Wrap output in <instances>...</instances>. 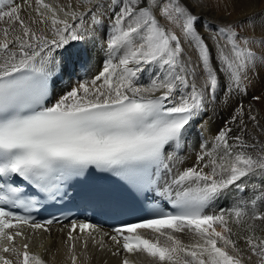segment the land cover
Segmentation results:
<instances>
[{
	"label": "snow or ice",
	"instance_id": "snow-or-ice-1",
	"mask_svg": "<svg viewBox=\"0 0 264 264\" xmlns=\"http://www.w3.org/2000/svg\"><path fill=\"white\" fill-rule=\"evenodd\" d=\"M105 8L119 10L102 70L55 98L50 85L74 72L73 50L97 43L103 26L97 15ZM255 19L250 18L252 32ZM198 22L181 0H0V264H46L28 243L16 247L15 238L24 236L22 225L48 231L45 225L53 223H36L16 211L38 200L14 177L55 200L90 168L111 173L137 196L155 193L173 209L156 207L152 218L115 228L109 237L117 246L113 255L122 249L144 253L152 264H245L230 219L239 225L247 217L253 222L247 229L254 232V222L264 221V212L256 211V200L264 202V185L251 201V215L243 206L208 209L232 188L243 191L249 178L264 180V139L255 134L261 129L264 137V124L238 105L211 147L200 145L192 166L174 171L183 161L169 150L179 148L217 89L240 93L249 73L264 67V19L258 36L239 34L231 25L215 32L209 27L211 45ZM182 41L196 52L195 62ZM145 72L149 82L142 85ZM77 229L86 234L84 249L90 240L106 247L93 236L99 231L95 225L73 220L67 234L72 264ZM244 239L251 253L247 261L255 256V264H264V238ZM121 264L132 262L125 255Z\"/></svg>",
	"mask_w": 264,
	"mask_h": 264
},
{
	"label": "bare ground",
	"instance_id": "bare-ground-1",
	"mask_svg": "<svg viewBox=\"0 0 264 264\" xmlns=\"http://www.w3.org/2000/svg\"><path fill=\"white\" fill-rule=\"evenodd\" d=\"M17 2H20V0H17ZM108 2L109 0H103L105 4ZM181 2L188 5L191 12L198 16L199 22L197 24V29L202 35H205L206 42L210 45L212 42L208 41L206 37L209 27L215 32L218 27L231 25L239 34L245 36H258L260 34L261 20L264 19V0H181ZM196 3H200L205 7L199 11L195 8ZM118 10L119 9H102L97 15V19L103 21V26L100 28L99 33L98 31L96 33L97 43L94 46L88 45L85 49L73 50V52L76 51L77 59L84 64L85 76L83 77L77 66L74 65L75 68L73 73L75 76L79 77V82L90 80L95 74L102 70L105 63L103 58L106 55V60L108 59V52L105 49L106 42L103 43L100 37L103 35V38H106V36L111 34L110 25L113 21H110V18L113 17V13ZM253 16L256 18L255 24L257 27L255 32H252V21L250 20ZM157 18L161 19L158 13ZM87 20L90 25V14ZM161 23L166 24L162 19ZM175 31L180 35L178 29H175ZM182 44L185 47L187 55L191 56L193 62H195L197 58L196 52L188 48L183 41ZM255 48L259 50V46H255ZM213 64L215 65V60ZM149 76L150 73L145 72L140 79V83L142 85H147ZM221 81L222 83L224 82L223 76H221ZM60 82L61 87H63L62 92L76 85L74 78L68 73L62 75ZM196 83L199 86L202 83V78H198ZM240 87L242 89L240 93H237L234 89L230 91L228 88L224 87L217 89V98L208 103L204 112L194 120L193 127L191 128L190 126L186 132L185 137H188V139L185 141V137L183 138V153L179 156L183 164L177 165L175 171L183 170V168L192 166L195 163V157L200 151V147H196V144L194 145L192 140L200 138L197 136L198 131L200 130L203 134V138L201 139L205 141L204 144H208V146L211 147L213 137L220 129L225 127L226 122L230 121L238 105H243L246 113L250 109L251 114L257 116L260 124H264V67L254 69L250 72L249 79L243 81ZM254 97H259L260 99L255 100L253 99ZM245 120L247 121V115L245 116ZM248 123L251 127L252 122L248 121ZM232 126L234 127V125ZM260 131L261 129L256 130L255 134L257 135V139H264V137L259 136ZM201 144L202 141H200V145ZM262 185H264V180L260 177H253L249 178L243 193L239 194V190L232 188V190L227 192L224 196L226 208H223L224 205L220 206L221 208L218 212L221 210L227 211L235 206H243L246 211L249 212V215H251V209L253 208L251 201L259 196V190ZM253 186H256L255 190ZM241 202L246 204L241 205ZM256 211L264 212V202H261L259 199L256 200ZM250 223L253 222L247 217H245L239 225L232 222L230 219V227L234 233L233 239L236 240L237 247L241 249L242 255L245 257V264H255L256 260L255 256H253L252 261H247L246 259L251 253L246 247V241L244 239V237L250 234L245 225ZM254 225V231L258 232V236H254L264 238V221L257 220L254 222ZM66 230L67 227L65 223L50 226L48 231L32 230V233H30V230L27 229L24 231L26 232L25 238L22 239L17 237L15 246L19 248L23 243H28L29 250L33 253H39L46 261V264H72L69 244L65 240ZM98 230L99 231L93 233V236H95L97 240H104L106 244L104 249H100L98 245H94L91 240L89 241L87 249H84L82 238L84 239L85 235H76L80 237V240L76 242L77 264H120L119 256L112 254V251L116 250L117 246L112 245L111 241L103 235L106 229ZM148 235L153 237L151 232H148ZM182 239H184L186 243L188 242L186 237H182ZM4 255L13 258L8 253H4ZM127 256L132 264H152L151 259L144 253H132L127 254Z\"/></svg>",
	"mask_w": 264,
	"mask_h": 264
},
{
	"label": "rangeland",
	"instance_id": "rangeland-1",
	"mask_svg": "<svg viewBox=\"0 0 264 264\" xmlns=\"http://www.w3.org/2000/svg\"><path fill=\"white\" fill-rule=\"evenodd\" d=\"M205 6L204 5H202V4H200V3H196L195 4V8H197L199 11L200 10H202L203 8H204ZM115 19V16H113V17H111L110 18V21H113ZM164 22H166V21H164ZM167 23V22H166ZM202 26L204 27V25H203V23H202ZM179 30V29H178ZM98 33H99V31H98ZM179 33H180V31H179ZM177 35H178V33H177ZM107 38H108V36H106V38H103V39H101L100 38V40L103 42V43H105L106 42V40H107ZM193 126H191V128H192ZM190 128V129H191ZM201 133V132H200ZM186 139H188V137H185L184 138V140L186 141ZM194 141V142H193ZM192 143L195 145L196 144V147H200V140L199 139H194V140H192ZM222 204L220 205V206H226V200H225V198L223 197L222 199ZM243 201H245V200H243ZM241 205H245L246 203H244V202H241L240 203ZM245 226H247V225H245ZM248 235H257L258 236V232H256V231H254V232H250V234H248Z\"/></svg>",
	"mask_w": 264,
	"mask_h": 264
}]
</instances>
